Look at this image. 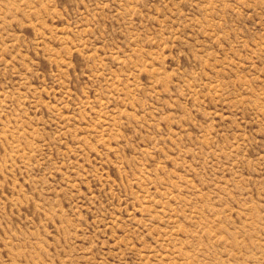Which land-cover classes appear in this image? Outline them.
Listing matches in <instances>:
<instances>
[{
  "label": "rangeland",
  "instance_id": "rangeland-1",
  "mask_svg": "<svg viewBox=\"0 0 264 264\" xmlns=\"http://www.w3.org/2000/svg\"><path fill=\"white\" fill-rule=\"evenodd\" d=\"M0 264H264V0H0Z\"/></svg>",
  "mask_w": 264,
  "mask_h": 264
}]
</instances>
